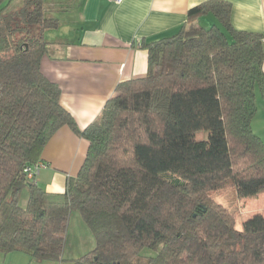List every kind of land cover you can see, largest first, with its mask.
I'll return each mask as SVG.
<instances>
[{"label": "trees", "instance_id": "obj_1", "mask_svg": "<svg viewBox=\"0 0 264 264\" xmlns=\"http://www.w3.org/2000/svg\"><path fill=\"white\" fill-rule=\"evenodd\" d=\"M230 16V3L207 0L172 36L142 41L146 75L119 83L80 130L40 71L43 32L58 25L49 3L0 0V254L63 262L78 211L95 247L73 264H264V216L237 228V202L264 193V144L252 129L264 36ZM62 127L88 150L65 191L49 193L24 169ZM228 189L231 207L212 196Z\"/></svg>", "mask_w": 264, "mask_h": 264}, {"label": "crops", "instance_id": "obj_2", "mask_svg": "<svg viewBox=\"0 0 264 264\" xmlns=\"http://www.w3.org/2000/svg\"><path fill=\"white\" fill-rule=\"evenodd\" d=\"M46 1L58 25L43 32L49 49L41 59L40 71L59 86L60 105L84 130L99 116L119 83L146 75L147 53L139 44L172 36L186 23L188 10L207 0ZM224 1L231 4L235 29L264 36V0ZM211 20L202 17L198 24L205 27ZM256 104L252 129L264 144V99L259 93ZM87 150L86 140L67 127L60 128L42 150L40 162L46 168L35 178L36 184L49 193H63L68 180L78 175ZM21 195L20 205L25 207L26 191ZM260 196L237 202L240 214L245 213L241 222L253 212L264 216L258 209Z\"/></svg>", "mask_w": 264, "mask_h": 264}, {"label": "rangeland", "instance_id": "obj_3", "mask_svg": "<svg viewBox=\"0 0 264 264\" xmlns=\"http://www.w3.org/2000/svg\"><path fill=\"white\" fill-rule=\"evenodd\" d=\"M17 2V0L15 1ZM207 138V133H197L196 140L203 141ZM235 195V190L228 189L217 191L212 194L213 198L220 204L231 207L234 204L233 197ZM22 196L20 198V204H22ZM258 209L264 214V193L261 194L259 200L257 201ZM251 204H247L250 207ZM250 209L256 210L253 206ZM253 210V211H254ZM252 211V212H253ZM253 212L251 216L255 215ZM244 211H241L240 216H238L237 228H240L241 220H243ZM95 247V240L90 228L83 222L78 211H73L70 215L68 222L67 234H66V244L63 253V262H37L32 260L27 255L20 252H12L8 254H0V264H73L74 260L83 256L87 252L91 251ZM146 253L152 254L145 250Z\"/></svg>", "mask_w": 264, "mask_h": 264}, {"label": "built area", "instance_id": "obj_4", "mask_svg": "<svg viewBox=\"0 0 264 264\" xmlns=\"http://www.w3.org/2000/svg\"><path fill=\"white\" fill-rule=\"evenodd\" d=\"M116 4H121L123 0H112ZM46 168V165L42 162H38L30 167L24 169L25 178L27 181H34L39 172Z\"/></svg>", "mask_w": 264, "mask_h": 264}]
</instances>
